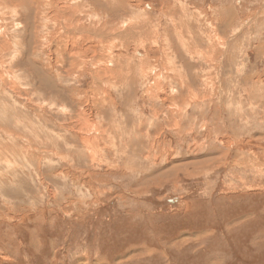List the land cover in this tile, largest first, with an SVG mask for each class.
Listing matches in <instances>:
<instances>
[{
	"label": "rangeland",
	"instance_id": "obj_1",
	"mask_svg": "<svg viewBox=\"0 0 264 264\" xmlns=\"http://www.w3.org/2000/svg\"><path fill=\"white\" fill-rule=\"evenodd\" d=\"M0 264H264V0H0Z\"/></svg>",
	"mask_w": 264,
	"mask_h": 264
},
{
	"label": "bare ground",
	"instance_id": "obj_2",
	"mask_svg": "<svg viewBox=\"0 0 264 264\" xmlns=\"http://www.w3.org/2000/svg\"><path fill=\"white\" fill-rule=\"evenodd\" d=\"M183 19V18H182ZM179 20H181V19H179ZM181 23V22H180ZM184 36V35H183ZM104 41V40H103ZM99 46V45H98ZM101 46V45H100ZM60 50V49H59ZM146 72V71H145ZM145 74V73H144ZM77 103V102H76ZM62 139V138H61ZM154 142V141H153ZM38 165V164H37Z\"/></svg>",
	"mask_w": 264,
	"mask_h": 264
}]
</instances>
